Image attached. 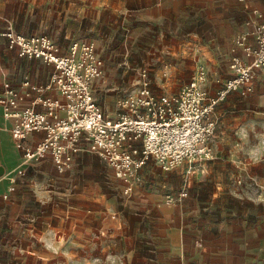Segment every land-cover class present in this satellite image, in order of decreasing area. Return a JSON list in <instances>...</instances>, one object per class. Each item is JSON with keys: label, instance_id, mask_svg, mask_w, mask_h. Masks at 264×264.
Returning a JSON list of instances; mask_svg holds the SVG:
<instances>
[{"label": "rangeland", "instance_id": "rangeland-1", "mask_svg": "<svg viewBox=\"0 0 264 264\" xmlns=\"http://www.w3.org/2000/svg\"><path fill=\"white\" fill-rule=\"evenodd\" d=\"M42 1L0 0V22L47 35L64 53L72 41L94 43L104 61L94 93L113 119L143 72L157 96H174L203 68L205 87L217 93L251 18L242 0H82L79 20L67 17L63 0ZM252 5L264 18V0ZM263 84L257 77L251 91L218 107L251 111L241 121L254 122L245 144L253 148L264 144V105L256 100ZM221 121L212 152L240 141L236 132L224 135ZM186 168L164 172L151 158L143 185L128 196L94 154L77 156L63 174L52 162L24 161L0 207V264H264V160L239 169L224 150L197 162L190 175ZM183 189V202L167 203Z\"/></svg>", "mask_w": 264, "mask_h": 264}, {"label": "built area", "instance_id": "built-area-1", "mask_svg": "<svg viewBox=\"0 0 264 264\" xmlns=\"http://www.w3.org/2000/svg\"><path fill=\"white\" fill-rule=\"evenodd\" d=\"M251 1L242 0L245 5ZM256 15L259 17L254 22L247 23L251 30L236 37L241 55L232 59L231 77L217 93L211 95L206 89L203 68L174 96H157L143 72L138 89L121 102L123 111L117 119L108 117L94 96V83L104 75V61L94 43L74 41L68 54L62 55L51 37L26 36L9 25L3 35L10 50L20 58L40 60L55 68L50 84L33 90H55L61 96L40 98L45 112L33 107L20 112L18 91L10 83L4 84L0 106L4 118L16 120L11 129L16 149L28 163L51 158L62 174L71 168L77 155L94 154L123 183L128 196L137 185H143L140 173L151 158L164 172L186 165V174L190 175L197 162L212 158L209 142L216 131L217 107L233 92L251 91L258 75L264 74V18ZM34 133L45 136L30 144L28 139ZM187 196L183 189L176 197L168 195L167 203H181Z\"/></svg>", "mask_w": 264, "mask_h": 264}, {"label": "crops", "instance_id": "crops-1", "mask_svg": "<svg viewBox=\"0 0 264 264\" xmlns=\"http://www.w3.org/2000/svg\"><path fill=\"white\" fill-rule=\"evenodd\" d=\"M47 1H51V0H43L42 2H47ZM63 1L64 3L69 4L68 8H65L67 10H70L67 11V17L72 18L73 20H79L82 14L81 11L83 12L85 9L83 8V5L85 4L80 3L82 2V0H63ZM252 3H254V0H252L248 5H245V7L248 11L251 12L250 21L254 22L258 18L256 12L262 15V11L254 7ZM92 8L95 9V7L90 6V9ZM70 12H72L71 17L69 15ZM6 28L7 27L5 26V24L0 22V92L4 90L3 86L5 83H10L13 86V88L16 89L19 93L20 100L18 105V111L21 112L27 108L33 107L39 112H45V108L39 103V99L40 98L61 99V96L55 90L36 91L33 90V87H36L38 89H43L44 87L49 85L51 76L55 72V68L54 66L48 65L40 60L20 58L16 51L10 50L8 48V40L3 35ZM251 28L252 26L248 25L241 32L246 30H251ZM18 33L26 36H30L21 32ZM60 52L62 55L68 54V52L64 53V50L62 51L61 48H60ZM258 77L264 78V74H260L258 75ZM100 80L101 79L97 80L94 83L93 92L96 84ZM27 82L29 83L30 86H26ZM208 91L210 92L211 95L215 94V93H211L210 90ZM256 91H257L256 100L258 101L259 104L264 105V86L259 85L258 87H256ZM237 96H238L237 92H233L228 97L232 98ZM218 107L216 109L215 116H217L218 119L222 118L221 121L222 124L226 123V125H224L225 127L224 135L228 132H236V135L238 136L240 141L236 140L237 141L236 145H230V146L219 145L215 148V152L213 151L212 153L218 155L222 153L224 150H227V153L230 154V162L239 169H243V168L246 169L248 167H252L260 164V162L264 160V144L256 148L245 145L248 139L250 138V135L252 134L251 131L254 128V122L248 121L247 120L248 116H246V118L242 120V121L246 120V122H242L241 117L242 115H248V113H250L251 111L244 110L243 108H240L238 110L229 109L226 111L224 109L218 110ZM15 122H16L15 119H6L3 117V108L0 106V168L4 169V174L0 176V207H2V204L5 203L6 202L5 200H7L8 198L7 193L12 185V181L9 180L10 177L14 175L12 171L18 165L23 164L25 161L22 159V153L16 149V146L11 136V129L15 124ZM44 136H45L44 133H34L29 137L28 142L30 144H36L41 139H43ZM79 155L84 156L85 154H79ZM258 160L261 161L258 162ZM39 162L53 163L52 159L49 157ZM34 163H38V162H34ZM49 166H51L50 163H43L41 167L47 168ZM218 189L220 188L218 187ZM216 196H217V192L214 193V198H216ZM245 250L247 251L248 249ZM245 250H243V247H240L241 253H244Z\"/></svg>", "mask_w": 264, "mask_h": 264}, {"label": "water", "instance_id": "water-1", "mask_svg": "<svg viewBox=\"0 0 264 264\" xmlns=\"http://www.w3.org/2000/svg\"><path fill=\"white\" fill-rule=\"evenodd\" d=\"M4 174V169L0 168V176H2Z\"/></svg>", "mask_w": 264, "mask_h": 264}]
</instances>
